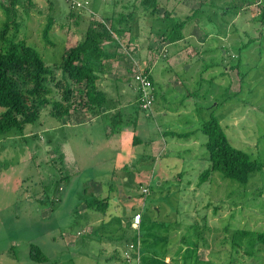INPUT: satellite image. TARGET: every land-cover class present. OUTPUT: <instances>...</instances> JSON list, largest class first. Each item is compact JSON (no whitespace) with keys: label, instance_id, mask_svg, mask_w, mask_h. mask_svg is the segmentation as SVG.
Wrapping results in <instances>:
<instances>
[{"label":"rangeland","instance_id":"rangeland-1","mask_svg":"<svg viewBox=\"0 0 264 264\" xmlns=\"http://www.w3.org/2000/svg\"><path fill=\"white\" fill-rule=\"evenodd\" d=\"M8 1L0 0V30L6 20L1 4ZM14 10L19 27L10 25L7 38L33 46L54 74L44 84L50 92L42 97L47 105L40 106L38 120L0 135V264H129L122 248L139 238L117 226L127 207L143 210L140 243L158 254V264L180 249L175 264H264L262 249L252 247L250 254L251 242L236 234L264 232V168L246 185L216 174L212 185L198 189V176L184 175L185 169L197 174L189 162L206 156L203 147L189 143L206 141L201 127L212 115L233 147L264 163V0H16ZM50 18L51 44L43 39ZM100 22L118 39L112 47L115 60L108 52V61L100 65L112 90L107 108H128L131 115L121 128L118 151L96 132L104 119L90 128L70 129L61 126L52 107L65 85L57 67L63 50L82 40L88 27L100 31ZM146 69L154 100L150 110L142 111L134 73ZM10 75L19 90L32 88L27 72ZM71 87V113L84 111L83 85ZM108 126L113 128L110 121ZM189 131L188 137L180 136ZM133 136L142 137L138 150L132 148ZM162 136L173 157L156 160L170 168L169 180L158 187L153 161L163 148ZM67 145L68 163L61 156ZM182 151L196 152L198 160L184 158L188 153L174 157ZM143 155L152 159L141 160ZM109 162L117 165L118 175L108 173ZM199 165L206 169L208 161ZM103 173L113 183V193L104 190L108 210L86 211L95 218L107 214L111 225L89 218L93 231L84 233L77 210L95 198L90 180ZM65 231L72 232L70 238ZM115 235L118 243L111 246ZM31 248L46 260L33 261Z\"/></svg>","mask_w":264,"mask_h":264},{"label":"trees","instance_id":"trees-1","mask_svg":"<svg viewBox=\"0 0 264 264\" xmlns=\"http://www.w3.org/2000/svg\"><path fill=\"white\" fill-rule=\"evenodd\" d=\"M146 3L153 4L154 0H146ZM15 5L16 0H9L7 5L1 4L4 8L6 20L0 30V135H6L12 130H23L25 125L34 124L38 120L40 106L47 105L46 100L42 97L50 92L45 89L44 84L50 77L53 80L54 74L53 68L46 66V63L33 46L25 42H14L7 38L10 25H14V29L19 27L15 22ZM52 26L53 21L50 18L43 29V39L49 44H51V41H49L47 36ZM98 27L100 31H95L88 27L82 40L62 52L60 64L57 67L60 69L65 85L61 87L63 90L61 99H57L52 104L54 116L57 119L68 116L71 113V109H75V106L71 103L73 94L71 86L83 85L86 107L93 114H99L101 109L106 106L108 99L97 88V74L100 72V65L106 55L104 50L105 43L109 41L118 44V39L111 37L110 34L113 32L103 22H100ZM120 29L121 27L117 26L114 30L118 32ZM229 69L233 70L235 67H230ZM20 72L30 74L29 80L33 86L26 93L17 88L15 80L10 75ZM144 72L148 73V70L146 69ZM148 75L152 82L151 74L148 73ZM29 96H36V98L30 99ZM137 104L139 109H142L138 94ZM112 124L113 127H117L119 122L113 121ZM201 131L207 137L203 148L207 152L209 166L199 173L197 187L203 184L212 185L216 174L224 180L229 179L246 185L253 175L262 172L264 163L251 159L246 152L233 147L215 116H210L201 127ZM190 134L187 133L180 136L188 137ZM147 193L148 190L144 194L146 195ZM87 207L104 213L108 210V202L94 199L87 203ZM136 214H139L140 221L144 222L145 215L143 210L133 213L132 219ZM138 227L136 237L140 238ZM236 234L240 236L239 238L244 243L251 242L248 244L251 246L250 254H253L252 247L261 248L264 253V232L241 230L236 232ZM261 257H264V255H261ZM31 259L38 262L46 260L45 256L34 248H31Z\"/></svg>","mask_w":264,"mask_h":264},{"label":"crops","instance_id":"crops-1","mask_svg":"<svg viewBox=\"0 0 264 264\" xmlns=\"http://www.w3.org/2000/svg\"><path fill=\"white\" fill-rule=\"evenodd\" d=\"M108 44H110V45H108ZM113 45H115V42L107 41L106 45L104 46V50H105V53H106V55L104 57V59H105L104 61L105 62L108 61V59H109V57H108L109 55H107L108 52H112L111 53L112 60H115V59H113V56H115L114 53H113V50H112ZM97 76H98V80H97L96 84H97L98 90L101 91L107 98H109V96L111 94L109 91H112L110 88L106 87V85L109 84L108 83L109 81L105 80V78L103 77L104 74L103 73L101 74V72H99L97 74ZM109 101L110 100L108 99V103H106V106H105L106 108L109 107ZM105 107L102 108L100 113L97 114V115L93 114L92 111L89 110L87 107L84 109V111L83 110H76L73 113L69 114L68 116H65V117L59 119V121L62 123L61 126H63V127L70 128V129H76V128L83 127V126H88L87 128H90L94 124H96L95 122H97L100 118L104 119L105 121H102L103 128H101V130H98L96 132H98L100 134V136H99L100 139L102 138V140L112 144L110 147H112L113 150L115 149L114 151H118L119 150V145L117 144V141H121V139H120L121 128L125 124V122L127 124V122H128L127 118L130 119L131 115L130 116L128 115L129 114V112L127 110L128 108L126 109L127 110V112H126V110H122L121 111V109H118V108L114 109V110H110V108H107L108 109L107 110ZM110 112L112 113V116L109 114ZM113 114H117L116 117H114ZM112 119H115V120H117L119 122V125L117 127L110 128L108 126V121H110V123L112 124V122H113ZM137 127H138V124H137V121H136V122H134L133 128H131L133 130V132H134L133 135H136ZM140 128L142 130L143 127L141 126ZM85 130H86L85 131L86 134H91L93 132V130H90V129H85ZM191 132L192 131H189V133H191ZM164 135H165V133H164ZM84 136H85L84 140H88L89 139V135H88V137L86 135H84ZM141 138H142L141 136L140 137L133 136V146H132V148H137V150L139 149V145L138 144L141 143ZM161 139H162L163 148L160 149L154 155V161H153V164H154L155 169H156L155 172H159V175L154 176V178L156 179L158 187H162L163 182H166V181L169 180L170 175L168 173V169L170 171V168L168 167V163L157 164L156 160H160L161 158H166L167 159V157H169V156H170V158L173 157V156H171V155H173V153L168 154L169 152H167L171 148L169 146V144H168V140H166L164 136H162ZM203 144L202 143H200V144L197 143L196 144V141L194 140L193 143H192V141H190L189 146H191V147L200 146V148H201V147H203ZM154 147H156V146H154ZM136 151H134V152L136 153ZM69 152H70V150L68 148V145L65 148L62 149L61 156H62V159H63L64 162H67L66 160L68 158ZM142 153H144V152H142ZM187 153L190 154V152H188V151L186 152L185 151V152H183V154H180V153L175 154L174 157L180 158V157H183L184 154L187 155ZM195 153L196 152H193L194 155H195ZM193 154H190L188 157L185 156L184 158H187L188 160H193V161L194 160H198V159L195 158V156H193ZM131 157H132L131 153L127 154V159H130ZM146 157H148L149 159H152L149 155L146 156ZM146 157H144V155H143L141 157V160H144V158L146 159ZM203 160H205V162H207V153H206L205 157H203V155L200 156V159L198 161H201V162H194V165H192V162H189L190 165H188V167L189 168H193L194 167L193 169H198V171L196 172L197 174H194L193 171L190 172L189 169H185L184 175L188 174V175H192V176H194V175L198 176L199 173L201 171H203L202 169H204V168L199 169V166H200L199 163H202ZM154 162H156V163H154ZM107 165L109 167L108 173L110 175H115V174L118 175V173H119L118 170L119 169L116 168L117 165H115L112 162L111 163L109 162ZM208 166H209V163H208ZM125 175L126 174L123 175L122 180H123ZM106 177H107V175L103 173V174H100V176L98 178L90 180V183H91L92 187L94 188L92 196L95 197L94 199L104 200V202L110 201V199H109V197H107V195H110L111 193H113V183L111 181L109 182L108 179H106ZM125 180H127V179L124 178V181ZM149 182H150V180H149ZM188 184H189V182H188ZM106 189H108L107 195L105 194L106 192H104V190H106ZM198 189H199V187H198ZM102 195H104V196H102ZM128 200L130 201V198ZM86 201L89 202V200H86ZM88 202H84V203L81 202V204L79 205L78 210H77V212H79V215L77 216L78 224L81 223V226H83V227L86 225V228H83L80 231H82L84 233L92 232L93 231V226H91V224H92L93 221H91V220H97V222H101L103 227H106V228L109 225H111V223L109 222L110 221V217H108L107 214L106 215H102L103 216V219H102V218H95L92 213H91L92 215L90 213H88L86 211L87 209L88 210H94V209H90V208L87 207V203ZM136 212H139V210L127 207L126 213H124L123 215L119 214V216H118L119 219L117 221L118 222L117 223L118 228L121 229V230L130 231L131 233H133L134 236L137 235V234H135V233H137V227H135L133 225V223H132V215H133V213H136ZM82 214H84L83 217H82ZM85 217H87L88 222L84 221L83 218H85ZM142 223L143 222L140 221V224H139V227H138L139 230H140V227H141ZM82 232H80V233H82ZM71 233L72 232L69 233V232L65 231L66 236L69 237V238L71 237V235H70ZM141 237H142V235H141ZM141 237L139 238V242H140ZM62 238H63V236H62ZM63 239L65 240V242H67L65 238H63ZM111 239H113V241L111 243V246H113V245L118 243L116 241L117 240V236L116 235L114 236V238H111ZM127 241L131 242V240H127ZM129 242H125V244H124V246L122 248L123 250H126V248L128 247V243ZM102 243H104V242H101V244ZM66 245H70V244H65V246ZM104 246L108 247V244L106 245L104 243ZM102 247H103V244H102ZM182 251H184V249L178 250L175 254H173L172 257L165 256L164 257V264H175V263H177L179 261V256L182 253ZM140 254H141V256H140V261L141 262H139L138 264H141V263L145 264L146 262L148 264H152V263L153 264H158V260H159L158 254L156 252L153 253L149 247L143 246L142 242L140 243ZM114 264H117V263H114ZM130 264H134L133 261Z\"/></svg>","mask_w":264,"mask_h":264},{"label":"built area","instance_id":"built-area-1","mask_svg":"<svg viewBox=\"0 0 264 264\" xmlns=\"http://www.w3.org/2000/svg\"><path fill=\"white\" fill-rule=\"evenodd\" d=\"M148 77V73H145L142 70H138L136 73H134V80L136 83L135 89L143 110H150L154 100L152 82ZM143 192L146 193L147 189H144ZM132 223L135 227H138L140 223L139 214L134 215ZM140 256L139 240H136V242H133L132 244H128V247L125 250V258L128 259L129 262L135 260V263L138 264L140 262Z\"/></svg>","mask_w":264,"mask_h":264}]
</instances>
